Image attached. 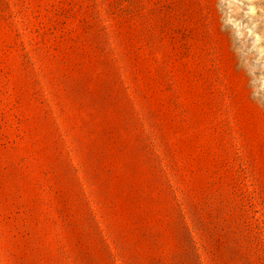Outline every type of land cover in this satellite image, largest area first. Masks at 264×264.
Here are the masks:
<instances>
[{
	"label": "rangeland",
	"instance_id": "rangeland-1",
	"mask_svg": "<svg viewBox=\"0 0 264 264\" xmlns=\"http://www.w3.org/2000/svg\"><path fill=\"white\" fill-rule=\"evenodd\" d=\"M0 264H264V0H0Z\"/></svg>",
	"mask_w": 264,
	"mask_h": 264
}]
</instances>
